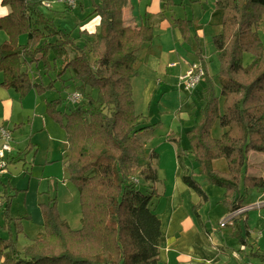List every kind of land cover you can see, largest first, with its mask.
Returning a JSON list of instances; mask_svg holds the SVG:
<instances>
[{"label":"trees","instance_id":"obj_1","mask_svg":"<svg viewBox=\"0 0 264 264\" xmlns=\"http://www.w3.org/2000/svg\"><path fill=\"white\" fill-rule=\"evenodd\" d=\"M126 3L92 2V10L82 20L98 17L99 30L90 32L77 23L78 37L88 40L80 45L71 31L56 26L54 18L40 10L41 0H0V7L9 10L0 17V30L6 33L0 43V86L14 90L20 98L30 89L39 94L55 90L56 82L68 72L77 81L79 100L66 105L67 96L59 95L45 100V110L66 132L67 180L78 189L81 210L80 225L72 228L60 216L56 197L47 198L39 204L42 231L18 250L16 235L22 230L24 217L9 216L13 195L0 189V207L9 233L0 236L1 264L160 261L161 222L152 207L156 193L151 186L157 180L153 163L157 153L146 156L138 138L156 123H142L131 84L137 74L136 53L152 42L154 25L148 12L138 26L124 24ZM168 4L174 3L167 0ZM214 6L222 11L221 32L211 37L220 64L219 94L213 89L194 33L205 81L201 116L185 132L188 149L182 147L180 136L167 137L176 144L181 180L200 197L193 207L198 220L197 209L207 196L194 178L195 168L208 182L225 189L221 202L229 212L243 206L247 190H264V176L245 172L248 152L264 153V36L259 34L264 0H215ZM191 23L186 17L173 20L184 41L190 35ZM244 53L252 55L247 65L243 64ZM34 71L42 72L48 81H35ZM216 120L224 129L219 137L211 134ZM216 159L226 161V171L213 167ZM235 222L240 219L235 218ZM239 237L242 244L247 243L246 228ZM251 255L264 260L259 249L251 248Z\"/></svg>","mask_w":264,"mask_h":264},{"label":"rangeland","instance_id":"obj_2","mask_svg":"<svg viewBox=\"0 0 264 264\" xmlns=\"http://www.w3.org/2000/svg\"><path fill=\"white\" fill-rule=\"evenodd\" d=\"M42 1L46 0H41V3ZM97 1L98 0H76V4L72 7H68L66 4L59 2L51 3L50 7H43L41 4L40 10L46 16H54L56 26L67 32L71 31L72 35L76 37V42L80 45H84L88 40L83 37H78L79 26H77V23H80L81 27L89 29L96 27L99 29L98 17L82 20L87 13L92 10V2ZM166 1L167 0H127L126 5L123 7L125 13L124 19L122 18V20L124 24H128L127 18L131 15L135 22L139 24L148 12L156 23L155 32H159L160 34V30L165 28V22L160 21V19L155 16L157 13L161 16L164 12H161V10L165 7ZM174 1H183V4L177 5V3L172 11H167V17L173 15L174 18L186 17L192 19L189 32L190 35L188 39L184 41V47L182 48L181 45L178 44L175 45V48L180 50L182 55L187 57V60H198L199 58L196 53L197 43L194 38V33L197 35L198 31L200 36L197 35V37L201 48V54L203 55L205 52L206 55L205 58H203L206 70L212 79L214 91L219 94L218 74L220 64L217 55L214 52V46L211 42V34L217 33V31L213 29L214 27L220 30L222 12H220V14L216 12L211 19L213 22L211 23V21H209V26L204 29V27L202 28V22L207 21V19L203 16L201 6L194 5L191 0ZM211 2L212 0H208V7L215 10L218 9L215 8L214 4ZM208 7L205 6V8ZM216 23L218 24L214 25ZM259 34L264 36V15L259 25ZM5 39L6 33L3 30H0V43ZM158 39L165 44V47L169 48L172 44L171 30L168 29L165 33L161 32ZM153 48L156 50L158 49V46L154 45ZM173 55L175 56V54ZM174 59L175 58L172 56L169 61L174 62ZM139 62L140 61H138V64ZM166 69L168 73L175 74L176 67L168 66ZM32 73L35 81L43 84L48 81V78L42 75V72L34 71ZM136 78H134V80L132 79L133 83H131L132 97L136 112L145 116L142 121L143 124L156 123L153 132L152 130H149L140 133L139 139L144 144V147L146 146L147 148L148 145L154 147L156 152L160 154V157H158V160L162 163L160 167L165 165L171 171L174 169L173 165L176 160V144L172 141L166 140L164 133L167 132L166 129L168 128L167 125L169 123H171V128L173 130H177V127L179 126L177 125V119L174 118L173 122L169 121L176 100L168 96L166 99L167 103L160 105L159 101L164 92L167 93L168 91H174L176 90V87L169 83H163L162 89L158 92V88L154 89L155 91L151 93V100L145 101L148 90L147 83H143L140 76L139 78L138 76ZM75 83H77V81L73 78V73L68 72L63 76L62 80L56 82L55 90H50L43 94H39L34 89H30L24 96L19 98L14 90L0 88V126L3 124L11 130L13 138L11 147L13 153L15 156L17 155L18 158L13 163L9 162L6 172L1 176L0 189L4 188L8 195H13L8 208L9 216L12 218L24 217L21 220L22 230L17 235L13 224L10 226L13 236L16 235V245L18 250H22V248L27 245L30 238H35L36 235L42 231V214L39 204L47 201V198L49 197H56L60 216L65 218L72 228H78L80 225L79 218L81 210L78 189L73 183L67 180L68 169L65 155L68 153V144L66 132L60 122L56 121L46 113L44 102V99H52L59 95L63 97L70 95L76 91ZM204 86L205 81L201 80L193 89H197L195 92L196 96H194V101L196 103L198 97L202 94ZM65 102L66 105H71V102L67 99ZM221 103L222 99L220 98V104ZM148 106H150L149 110H147ZM162 108L166 109V112H163L162 114L166 115L168 112L167 115L169 116H162V114H160L159 111H162ZM189 109V104L183 108L184 111ZM197 115H199L198 111ZM221 130L222 128L216 120L212 125L211 133L218 136ZM182 139L181 145L189 147L185 135ZM27 146L31 147V150L26 152ZM34 148H36L35 154ZM146 152L147 155L150 154V150L146 149ZM194 178L197 179V177ZM140 187L141 189H144L143 181L140 183ZM249 195L251 196V194ZM250 198H248V200H250ZM161 203H163V200H161ZM214 205L211 203L210 208L208 207V211L206 209L207 212L205 218H208L209 216V224H215V228H217L218 216L224 211V207L221 205ZM259 214L257 211H253L250 214L251 222L252 224H255V230L260 233L258 236L261 239L260 241L264 244V212L260 214L261 216H259ZM209 224L208 226H210ZM242 229H244V225L242 226ZM8 235V229L5 227V218L2 215L0 207V236L7 237ZM250 262L253 264H262V261L255 257H252Z\"/></svg>","mask_w":264,"mask_h":264},{"label":"crops","instance_id":"obj_3","mask_svg":"<svg viewBox=\"0 0 264 264\" xmlns=\"http://www.w3.org/2000/svg\"><path fill=\"white\" fill-rule=\"evenodd\" d=\"M174 4L165 5V7L161 10L164 11L161 16L159 13L155 17L160 19V21L165 22V28L160 30V34L165 33L166 30H171L172 35V44L169 48L165 47V44L158 39L160 36L159 32H155V21L152 16L149 15L151 21L154 25V33L155 36L150 44L144 45L137 53H136V61L135 67L137 69V74L134 76L136 78L138 76L141 77V81L143 83H147V94L146 100H151V93L155 91L154 89L158 88L157 92L162 89L163 83H169L170 85H174L176 90L164 92L160 97V105L163 103H167V97H172L176 100L173 105L174 108L171 113V117L169 119L170 122H173L174 118L177 119V130H173L171 127V123H169L166 129L167 132L164 133L165 138L167 140L168 136L178 135L180 136V141L182 144V138L185 135V132L192 128L194 124L200 119V102L203 95L198 97L197 103L194 101L196 96V90L193 91H185L181 88L179 77L186 71L188 65L192 62H199V60H187V57L182 55L180 50L175 48V45H181L184 47V40L182 39V35L179 29L173 24V20L175 19L173 15H169L167 17L166 12L172 11L173 7L180 4L181 2H175L172 0ZM215 0H212L211 3L214 4ZM194 5H199L202 7L203 16L206 17L207 21L202 22V28L204 29L209 26V21L213 22L211 19L216 12L220 14L221 9H213L209 8L207 3L208 0H191ZM208 7V8H205ZM2 8V7H0ZM8 9L7 7H3ZM124 9V8H123ZM122 9V18L124 19V10ZM130 14V12H129ZM222 14V13H221ZM160 16V17H159ZM55 21V17L52 16ZM92 18H96L92 17ZM205 19V18H204ZM128 24L133 26H138L139 24L135 22L134 18L131 15L127 18ZM99 21V18H98ZM203 21V20H202ZM97 23L96 21H94ZM201 23V22H200ZM218 23L214 24L217 25ZM212 25V24H211ZM213 25V26H214ZM86 28V27H84ZM90 32L98 31L96 27H92V29L86 28ZM217 33L211 34L213 35L219 34L221 32L218 28L214 27ZM204 32V30L202 29ZM199 31V32H202ZM219 31V32H218ZM211 33V32H210ZM197 35L198 34L197 31ZM263 36V35H260ZM154 45L158 46V49H154ZM175 54V56L173 55ZM173 56L174 62H170L169 59ZM203 58H205V52L203 53ZM252 60V55L249 53H244L243 55V64L247 65ZM138 61L139 64H138ZM205 64V61H204ZM138 66V67H137ZM176 67L175 74L167 72V67ZM206 67V65H205ZM208 72V71H207ZM131 78V83L134 80ZM133 79V80H132ZM137 79V78H136ZM0 88H3L0 86ZM204 88V87H203ZM5 89V88H4ZM186 93H184V92ZM185 94V95H184ZM150 98V99H149ZM197 98V97H196ZM47 99H44V102ZM190 105V109L184 111V106ZM149 107L147 110H149ZM136 110V108H135ZM165 108H162V111H159L162 114L165 111ZM197 111L199 115H197ZM138 113V112H137ZM168 113V112H167ZM162 116H169V115ZM140 114L144 120V117ZM151 124V123H150ZM160 124V123H159ZM3 125V124H1ZM15 129V128H14ZM154 128L152 129V132ZM224 129L219 132V135L216 136L212 134L213 137H219ZM143 133V132H142ZM139 138V135H138ZM140 140V139H139ZM141 141V140H140ZM142 143V142H141ZM143 144V143H142ZM68 146V145H67ZM144 146V144H143ZM184 149H188L186 146H182ZM146 149L150 150V153L156 152L155 148L148 145L144 147L145 155H147ZM31 150V147H26V152ZM68 150V147H67ZM19 153V152H18ZM36 153V148H34V154ZM157 153V152H156ZM176 154V150H175ZM160 154L157 153V158L153 161L154 167L156 169L157 180L151 184L155 191V197L153 199L152 207L160 218L161 222V231L162 238L160 244V261L158 264H243L246 261H250L253 257L251 255V248L259 249L260 253L264 255V244L261 242L260 237L258 236L260 233L256 231L255 224L251 222V213L253 211H257V213L262 214L264 212V190L251 188L247 190L245 193V199L243 201V206L250 205L256 201H261V206L258 208H251L243 212L240 216L236 218L240 219V222L227 223L224 226H220V222L227 215H229V211L226 206L221 202L223 198V194L225 189L211 184L208 182L204 176H202L198 169H193L194 177H197V181L199 182L202 190L205 192L207 196V200L204 201L201 206L197 209L199 220L195 216L193 212V207L196 203L200 201L199 195L190 189L180 178L181 167L178 164L177 156L174 161V169L169 170L165 165L160 167L162 163L158 160ZM187 157V156H186ZM185 159H188L186 158ZM10 163L16 161L17 155L12 152ZM66 158V155H65ZM189 161V160H188ZM160 162V163H159ZM213 167L219 169L221 171L227 170V164L224 159H216L212 162ZM188 165H191L188 163ZM245 172L248 175L253 176H264V153L256 152L250 150L248 152V162L245 168ZM2 176V175H1ZM0 176V179H1ZM1 181V180H0ZM148 185V184H147ZM251 194V196L249 195ZM55 197V196H53ZM253 197V198H250ZM250 198V200H248ZM163 200V203H161ZM214 206L221 205L224 207V211H222L218 216V227L215 228V224H209L210 218H205L206 212L208 211V207L210 208V204ZM58 208V206H57ZM207 209V211H206ZM259 214V216H261ZM258 216V215H257ZM65 219V218H64ZM249 220V222H248ZM208 224L210 226H208ZM244 225V229H247L248 237L246 238V244H242L239 239L242 234H244V229L242 226ZM246 226V227H245ZM33 238H30L29 244ZM236 242V243H235ZM251 244V245H250ZM244 246L245 249L240 251V247ZM240 251V258L237 259L232 256V252ZM257 258V257H255ZM260 259V258H258ZM261 260V259H260ZM262 264H264V260H261Z\"/></svg>","mask_w":264,"mask_h":264},{"label":"built area","instance_id":"obj_4","mask_svg":"<svg viewBox=\"0 0 264 264\" xmlns=\"http://www.w3.org/2000/svg\"><path fill=\"white\" fill-rule=\"evenodd\" d=\"M64 3L67 6H74L76 4V0H46L42 1L43 7H50L51 3ZM204 75V71L200 66L199 62H192L188 65L186 71L179 77L181 88L185 91H191L195 88V86L202 80ZM80 98V93L74 91L70 95L67 96V100L71 103L76 102ZM12 132L5 125L0 126V176L6 172L9 162L11 161V154L13 149L11 147L12 142ZM1 204V202H0ZM261 206V201H256L250 205L241 206L229 213L224 219L221 220L220 226H224L227 223H232L233 220L243 214L248 209L258 208ZM245 247L241 246L240 251L244 250ZM240 251L232 252V256L239 259ZM243 264H253L250 261H246Z\"/></svg>","mask_w":264,"mask_h":264},{"label":"clouds","instance_id":"obj_5","mask_svg":"<svg viewBox=\"0 0 264 264\" xmlns=\"http://www.w3.org/2000/svg\"><path fill=\"white\" fill-rule=\"evenodd\" d=\"M8 12H9L8 9H6V8H0V17H3L5 15H7Z\"/></svg>","mask_w":264,"mask_h":264}]
</instances>
